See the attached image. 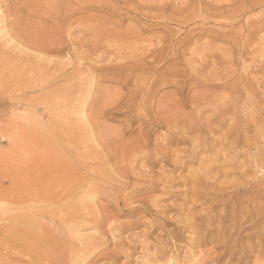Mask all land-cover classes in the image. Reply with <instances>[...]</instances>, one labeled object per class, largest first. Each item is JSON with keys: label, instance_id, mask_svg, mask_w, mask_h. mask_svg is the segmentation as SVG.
I'll list each match as a JSON object with an SVG mask.
<instances>
[{"label": "rangeland", "instance_id": "374dc122", "mask_svg": "<svg viewBox=\"0 0 264 264\" xmlns=\"http://www.w3.org/2000/svg\"><path fill=\"white\" fill-rule=\"evenodd\" d=\"M153 1L156 4L152 9L155 14H159L161 17L173 18V20H169L166 23L168 30L164 23L165 26L163 24L155 25L157 20L162 19L153 17L148 19L138 17V19L135 16L134 18L132 14H127L128 10L124 9L126 13L121 7L120 16L117 15L116 17L111 14L109 16L107 14L109 13L108 11L103 12V14L115 20H120L124 16L122 28L126 32L149 24V30L144 32L142 40L144 42H141L134 50L139 53V57H143L140 53V48L145 47L143 45L145 42L147 47L153 51H158L160 47H164L167 50L165 53L167 57L166 67L169 70L167 71L166 79H161L164 80L163 83L156 78L155 81L154 75L157 74L154 73L155 71H151L149 72L151 74H149L139 70L134 73L135 76L132 75L133 77L129 78L127 71L121 69V66L124 67L123 63L126 65L127 61L122 60L120 58L121 54L116 52L120 46H118L112 36L103 40L100 37L99 40L102 41L100 42L97 40L98 38L96 40H94L95 38L92 39V36H87L82 40L80 39V33H77L71 40L65 38L67 40L63 39L55 42L56 44L61 43L62 49L53 50L52 43L51 49L41 50L42 53L34 52L35 50L27 44L28 41L23 34L24 32L22 33L20 30L19 17L15 11L13 0H0V171L6 167L21 171L26 163H29L31 152L37 153L36 150L40 151L39 148L51 154L53 165L57 159V162H55L57 166H53L52 174L45 177L46 183L36 190H34V187L31 188V178H29V181L21 175L5 174L4 176V174L0 173V186L2 185L7 192L5 199H0V264H264V178L260 180L257 178L260 172L264 171L263 169V171L258 169L259 174L255 177L256 170L250 167L252 173L249 178L253 179L255 183L257 181L261 183L259 189L261 191L259 193L261 194L262 192L263 201L260 203L262 204L260 206L262 209H260V214L258 215L245 214L244 219H247L248 222L244 223L242 227L244 229L241 234V239L245 241L247 234L258 230L257 235L254 233L252 236V243L257 240L258 242L262 241V246L257 248V243H254L255 247L251 248L248 245L243 259V254H238L236 250L235 253L237 254L231 257L226 254L219 261L216 257L223 250L220 240H226L225 237L228 235L222 232L220 225L217 222L211 226L205 223L197 235L191 233L190 229L186 227L191 224L192 216L202 214L204 207L207 208L211 202H216L213 200L204 203L203 199L196 200V198H193L195 195L191 189V176H193L194 169L202 170L208 167L209 177L214 175L218 180L223 179L222 181L225 180L229 183L233 181L232 184L230 183L233 186H230L229 190H231L235 188L236 184L243 181L232 178V175V177L230 175L225 177L222 174L226 172L225 169L229 171L232 165L240 166L242 161L251 163L249 153L243 152V154H239L233 160L232 157H234L236 152L234 153L232 149L221 150L222 152L224 151L223 154L220 151V155L206 158V161L202 162V166L199 165V162L193 164L187 162L183 168L166 165L165 170H160V165L161 163L163 165L164 162H160L158 166L156 165L152 168V166L149 167V164H146L145 157H139L130 169L131 179H128L129 182L125 177H122L117 168L112 166L115 162L109 165L103 164L102 159L109 152L107 149L109 148L108 141L110 138L116 137L119 133L125 131V140H132L137 138L141 131V120L139 121L138 119L144 115L141 105H134V111H136L130 113L127 112V106L124 104L113 105V101H116L123 94L128 95V97L130 95L136 96L141 100L143 97L139 90L152 86L151 95L146 98L148 101L145 99L152 117L156 110L157 102L162 97L164 99H182L185 106H183L184 111L193 112L192 102L190 101H192L191 98L196 91L203 89V81L215 82L219 75L214 73L229 71V75L236 74L237 78V81H230V83H241L239 76L244 74L246 76V84L252 87L256 86L255 88L258 92L248 99L246 98V93L238 94L234 87L233 89H229V87L220 88L216 89L214 93L216 99L220 102H225L238 97V100L245 104V112L241 115H244L247 119H251L259 108L264 107V30L259 31V34L252 35H255V38L253 37L249 42L247 50L242 55L243 58L235 57L234 66L225 62L229 60L227 58L230 55L229 47H231L230 50H234V45L242 43L243 39L250 34L253 29L252 24L264 20L263 0H245V3L244 0H210V2L209 0H188V2L187 0ZM189 1L192 3H189ZM172 2L179 9L182 7L180 13L178 12L177 14V11H174L171 6L173 5ZM194 2L198 3L196 4L197 9H195L196 5ZM200 2L203 4L202 7H200ZM204 2L208 4L213 2L218 5L227 4L233 8V11L227 10L224 16L220 12L216 13V10L213 11L211 8L208 10ZM165 3L170 4V6L162 12L158 6ZM254 3L256 6L253 7ZM191 4L193 5L190 6ZM120 6H130V4L122 3ZM193 6L195 8H190ZM183 9H186L185 11L191 15H186ZM202 9H204V12ZM210 13L220 15L217 20H214L210 17ZM233 16L235 18L232 19ZM178 19L180 22H175ZM203 20H214V23L211 22V24L205 25ZM224 21L227 22L224 23ZM232 21L235 23L232 36V30L230 29L229 35L220 39L212 33L205 32V28L212 31H226L228 29L226 24ZM215 23L219 24L216 25ZM115 26V24L106 25V28L109 29ZM197 26L200 27L197 28ZM194 28L195 30H193ZM191 29L192 32L189 31ZM150 30L153 32H150ZM233 37L236 38L234 39ZM149 38L152 39L150 41L151 44L148 41ZM93 40L94 44L99 42L100 48H97V50H93L90 46L93 44H90ZM169 42H172V45ZM150 57H152L151 54L146 57L149 66L154 69L157 68V63ZM258 59L260 60L258 61ZM108 62L111 65H120V67L117 70L106 69L105 67L110 64ZM206 62L209 64H206ZM203 63L208 66L206 67ZM257 63H261V65ZM171 70L175 71L173 72L174 74L171 73ZM175 73L177 74L175 75ZM167 78L170 80L169 82ZM10 79H17L13 83L14 86H11L13 84L8 82ZM142 80H144L145 84H142ZM174 80H177L178 83L175 84ZM40 82H45L46 85H41L43 88L34 92L33 87L39 86L34 84H39ZM151 82H153V85L156 84L154 85L155 87L150 84ZM158 82L162 84L159 85ZM164 83L166 84L163 85ZM156 86L160 87L157 88ZM10 87L15 88L12 90ZM110 93H114L116 96L114 94L109 96ZM106 97H109V100L104 99L103 101V98ZM28 98H33L34 101L27 100L28 104H26L25 99ZM98 106L101 108L103 115L98 114ZM129 114L133 117L132 123L130 122ZM193 115L197 116L196 112H193ZM211 115L210 109H204L198 113L197 119L204 121ZM97 116L99 119L96 118ZM232 121V119L228 118L226 123L229 124ZM184 124L178 125L174 130L184 132L187 130V123ZM259 124L264 126V119ZM16 129L18 131L15 132ZM200 131L196 129L189 137L195 139L201 134L202 131ZM165 132L167 133L165 127H159L154 132L153 137L165 135ZM242 132L244 135L251 137L257 133L253 130L247 131L245 129ZM232 138L234 139V137L230 139L232 140ZM104 141L105 143H102ZM153 141H156V138L151 139V144L147 151L153 149ZM203 143L204 145L206 144V142ZM34 144L39 147L37 148ZM240 144L239 147H236V150L244 151L243 149L246 146L242 145L244 143ZM174 147L178 150L182 148L188 150L190 147L192 148V145L191 142H183L179 145H174L172 148ZM250 149L254 152L256 149L255 145L252 144ZM202 150L204 152L205 149H201V154L203 153ZM215 150H217L216 147ZM262 150L260 157L263 162L261 164L264 165V148ZM209 154L210 152L207 153V155ZM251 154L253 159V153ZM143 169L151 170L152 172L155 170L154 173L158 174L159 178L164 176V178L169 180L171 178L175 180L173 183H168L167 186H163L162 180H160L158 183L162 184L158 186L157 191H141L140 189L147 184L145 182L147 179H143ZM220 169H223L222 171L224 172L218 175L219 171H221ZM124 181H127V183L125 182L126 184H124ZM25 184L26 186L27 184L28 186L30 185L29 188L28 186L25 187ZM19 190H24V192L22 193ZM252 190L256 191L257 189L253 188ZM21 194V199L25 201L24 203L20 199ZM34 194L35 196H33ZM12 199H15L14 202L17 201V203H12ZM155 200L158 202L157 204L154 202ZM18 201L22 205L18 204ZM252 206L251 210L254 209V212L258 210L257 207L253 206L254 208H252ZM200 211L201 213L199 214ZM108 215L113 216L112 220ZM252 228L253 230H251ZM205 230H211L209 236L210 238L211 236L213 237L212 241L208 239L209 242H207L203 238L202 232H205ZM259 233L260 235L258 236ZM217 235H219L218 239ZM207 236L205 235L204 237L209 238Z\"/></svg>", "mask_w": 264, "mask_h": 264}, {"label": "bare ground", "instance_id": "6f19581e", "mask_svg": "<svg viewBox=\"0 0 264 264\" xmlns=\"http://www.w3.org/2000/svg\"><path fill=\"white\" fill-rule=\"evenodd\" d=\"M254 1H257V0H254ZM187 2H188V0H187ZM209 2H210V0H209ZM122 3L123 4H130V6L122 7V6H120V4H122ZM189 3H192V2L189 1ZM201 3L202 2H200V4ZM204 3L206 4L205 6L208 7L207 8L208 10H209V8H211V9H213V11L216 10V13L220 12V14L224 15V16H225V13L227 10L233 11V8L227 4H224V5H226V6H224L223 3L221 5L220 4L219 5L214 4L213 2L211 4H208L206 2H204ZM244 3H245V0H244ZM256 3L258 4V2H256ZM172 4H173V2H172ZM193 4H191L190 6H192ZM196 4H198V3L196 2L195 5ZM13 5H14L15 11L19 17L20 30L22 31V33L24 32L23 34L25 35V37L27 38V41H28L27 44H29V46L35 50L34 52L37 51V53H38V52H41V50H45V49L49 50V49H51L52 43H53V50L62 49L63 46H61V43L56 44L55 42L59 41V40H63L65 38H69L71 40L73 37H75V34H77V33H80L81 38L80 37L79 38L82 40H84V38L87 36H92L93 37L92 39L95 38L94 40H96L97 38H98L97 40H99L100 37H102V40H103L104 38L112 36L114 38V41L118 43V46H120L116 52L121 54L120 58L122 60L127 61V63H126L127 67H126L125 63H123L124 67L121 66V69L127 71V76L129 78L133 77L132 75H134V73L136 71L140 70V71H145L148 73L151 71H155L154 73H157V74L154 75V79L155 78L159 79V82L163 83V81L166 79L165 77H166V74L168 73L167 71L169 69L167 70V67H166V58L167 57L165 56V53L167 50L164 49V47H160L158 51L157 50L153 51L147 47V44L145 42V43H143V45L145 47L140 48L141 49L140 53L142 54L143 57H139V53H136L134 50L136 48V46L138 47L141 42H144V41H142L143 37H144V32L149 30V24L147 26H143V27L141 26V28H136L134 30L126 32L122 28V24L124 23L123 21L125 19L124 16L121 17L120 20H115L114 18L105 16L103 14V12L108 11L109 12V13H107L108 15L111 14V15H114L117 17V15L120 16V11L122 8L123 10L124 9L128 10V13L126 12V10H124L127 14H129V15L132 14V16L133 17L135 16L136 18L139 17V18L148 19L149 17H153V18H157V19H162V20H157V24L155 23V25H157V26L161 25L163 23L166 24L169 22V20H173V18L161 17L159 14H155L152 11V9L156 6V4L153 0H13ZM202 5L203 4H201L200 7H202ZM169 6H170V4L165 3V4H161V6H158V8L160 11L164 12ZM171 6L174 8L175 12L177 11V14H178V12L180 13V11L182 9L181 6H180L181 9H179V7L176 4H173ZM252 6L253 7L256 6L255 3ZM195 7L193 6L190 8H195V9L198 8L197 5ZM241 8H239V9H241ZM211 9H210V11H211ZM183 10H184V13L186 12V15H189L188 14L189 12L187 13V11H185L186 9H183ZM203 10L204 9H202V11ZM52 11H53V13H51ZM238 12H239V10H238ZM240 12H241V10H240ZM173 13H172V15H173ZM184 13H183V15H184ZM207 13H209V12H207ZM216 13H213V14L210 13L212 16L210 14L209 15L214 20H217V17H219L220 14H216ZM152 14H154V15H152ZM235 16H233L232 19L235 18ZM169 17H171V16H169ZM180 19H182V18H180ZM206 19H208V18H206ZM214 20H209V21L203 20V21H204L205 25H207L209 23L211 24V22H213ZM176 21H179V19L175 20V22ZM226 22L227 21H224V23H226ZM145 23H147V22L145 21ZM192 23H193V21H192ZM113 24H115L116 26L113 28L111 27L109 29L106 28V25L108 26V25H113ZM177 24H179V23H177ZM218 24H216V25H218ZM234 24L235 23L233 21L228 22L226 24V26L228 28L226 31H220V30H213L212 31L210 29L207 30L206 28H205L206 31L205 30L204 31L207 33H212L214 36H216L220 39L221 37H227L229 35V33H230L229 29L232 30L231 31V36H232V33L234 32L233 31ZM52 25H53V29H52ZM167 26L168 25L166 24V27ZM152 27H153V25H152ZM154 27H156V26H154ZM166 27H164V28H166ZM199 27L200 26H197V28H199ZM206 27H208V26H206ZM252 28L253 29L251 30L250 34L247 35L245 37V39H243L242 43H236L234 45V50H230L231 47H229L230 55L227 54L228 57L225 56L229 60H227V61H225L224 59H222V60L230 63L231 66H234L235 62H233V61L236 58H240V57L243 58L242 55L247 50L249 42L255 36V35L254 36H252V35L258 33L259 31L261 32L262 30H264V20H261L259 23H253ZM166 29L168 30V27ZM219 29H221V28H219ZM193 30H195V28ZM151 31L152 30H150V32ZM189 31L192 32V29ZM236 31H238V30H236ZM52 34H53V39H52ZM258 34H257V36H258ZM171 35H172V33H171ZM185 35H186V33H185ZM233 36H235V35H233ZM65 40H67V39H65ZM94 40H93V42H90V44H92V43L93 44L92 45L89 44V45L91 46V48L93 50H97V48H100L98 45L99 42H96L97 44L96 43L94 44ZM151 40H152L151 38L148 39L149 43ZM236 40H238V39H236ZM162 41H164V40H162ZM232 41H233V39H232ZM100 42H102V41H100ZM149 43H148V46H149ZM171 43L169 42V44H171ZM83 45H84V43H83ZM147 48H148V50H147ZM206 48H207V46H206ZM148 54H149V56H150V54L152 55V57H150V58L157 63L156 65H158V67H157L158 70H157V68L154 69V68H151L149 66V63L146 61V57ZM213 54H215V53H213ZM35 58L37 59L38 57H35ZM227 58H225V59H227ZM259 60L260 59H258V61ZM148 61H150V60H148ZM108 63H110V62H108ZM207 63L208 62H206V64ZM257 64L261 65V63H257ZM203 65H205V63H203ZM253 65H255V64H253ZM253 65H252V69H253ZM82 66H80V67H82ZM172 66H173V64H172ZM118 67H120V65H116V64L111 65V63H110L105 68L117 70ZM97 68H98V66H97ZM240 68H242V67H240ZM256 68L259 69L258 67H256ZM121 69H119V70H121ZM173 69H175V68H173ZM98 70H100V69H98ZM173 72H175V71L171 70V73H173ZM236 72H237V70H236ZM169 73H170V71H169ZM178 73H180V72H178ZM149 74H151V73H149ZM176 74L177 73H175V75ZM214 74L219 75V77L215 80V82L209 83V82L203 81L204 82L202 85L203 89L200 91H196L195 94L192 96V98L190 97L192 99V101H190V102H192V110L194 113L196 112L197 116H198V113H200L204 109H210L211 110L212 115L208 119L206 118V120H204V121H200L199 118L197 119V116L193 115V112H185L184 108H183V106H184L183 100L179 99V98H178V100H174V98L173 99H171V98H169V99L165 98L164 99V97L160 98V100H158V102H157L155 112L154 111H153L154 113L151 112V113H153V117H152L151 116L152 114L149 113V109H148V105H147L148 100L146 99L147 97H149V95H151V92H152L151 87L152 86L141 88L139 90V93L143 97V98H141V100H139L138 97L132 96V95H130L129 97H128V95H124V94H123V96H119V98L116 101H113V103H114L113 105L119 106L120 104H124L125 106H127L126 108H127L128 113L134 111V109H135L134 105H136V104L141 105L142 110H143V114H144V115H142V117L138 118L139 121L141 120V122H140V125H141L140 130L141 131H140L138 137L134 138L132 140H125V133H124L125 131L122 133H119L116 137L110 138L108 141V147L109 148L107 149L109 152L105 156L104 159H102V158L101 159L103 161V164L105 163V165H109V164L115 162L114 163L115 165L112 164V166L117 168L119 173L122 175V177H125L128 181V179L129 180L131 179L130 169L133 167L132 166L133 163L139 157H143V158L145 157L146 164H149V167L152 166V168H153V166H156V165L158 166V164L160 162H164L163 165L161 163V165H160L161 169L160 170H165L166 165L167 166L168 165L169 166L174 165V167L183 168L184 165H186L185 163H187V162L192 163V164L199 162L200 163L199 165H201L202 162L206 158H209V157L212 158V157H216L217 155H220L219 153L221 150L225 151V150L232 149L234 151V153L236 152V154H234V157H232L233 160L239 154H243V152L249 153L251 163H248V161H242V164L240 166L232 165V166H230L229 171H227V169H225L226 172H224V171H222L223 169H220L221 171H219V173H218V175H219V174L224 172L222 174V176L227 177L226 175H230V176L232 175L233 176V177L231 176L232 178H235L236 180H242L243 181L242 183L236 184L235 188L231 189V190H229L230 186L233 187L232 185H230L231 182L229 183V182H226L225 180L222 181L223 179L218 180L217 177L214 175L212 177H209L208 176V173H209L208 167H207V169L201 168L202 170H200L198 168H197L198 170L194 169V171H193L194 173L192 174L193 176H191L192 177L191 178L192 179L191 189L193 190L194 195H195V197H193V198H196V200L197 199H200V200L203 199L204 203L209 202V201H213V200H215L216 202H214V203L211 202L210 205L208 204L209 206L207 208L204 207L205 209L203 208L204 210L202 211V214H200L201 213V211H200L199 212L200 215L197 214V216L196 215H194V217L192 216L193 220H192L191 224L186 226L188 229H190L191 233L197 235L201 230L200 228L203 227L202 225H204L205 223H207L211 226L217 222L220 225V229H222V232H225L228 234L225 237L226 240L225 239L220 240L223 250H221L219 252L218 256L216 257L217 260L220 261L222 258H224V256L226 254H228L230 257L237 254V253H235L236 250L238 251V254L239 253L243 254V256H242V259H243L245 249L248 247V245H249V247L252 248V247H255L254 243H257V244L259 243L258 245L256 244L257 248L262 246L261 245L262 241H260V239H259L260 242H258V240H257L256 242L252 243V236L254 233L257 235L258 230H257V232H254L255 231L254 230L252 233L247 234V236L245 235L246 236L245 241H243L241 239V234H242V230L244 229V228L242 229L244 223L248 222L247 219H244L245 214L247 213L248 215H251V216H253V214H255V215L260 214V209H262L260 207L262 204H260V203H261V201H263V198H264V197L262 198V192H261V194L259 193V191H261V190H259L261 183L259 181H257V183H255L253 179L249 178V176L252 173L251 172L252 169L250 170V167H253L254 170H256V176L254 175L255 177H257V174H259L258 169L264 170V165H262L263 162H262V159L260 157V155H261L260 153H262L261 150L264 148L263 147V144H264V126L259 124L264 119V107L259 108L253 114V117L251 119H247L244 115H241L243 112H245V110H244L245 104L244 103L242 104V102L240 100H238V97L234 100H227L225 102L218 101L214 95L216 89L228 88V87H229V89L230 88L233 89V87H234L235 91H237L238 94L239 93H242V94L246 93L247 94L246 98H248V99L252 98V96H254L258 91L255 88L256 86L252 87L251 85L246 84V76H244V74H241L239 76V81H241V83H236V84H233L235 82L230 83V81H235V80L237 81L236 74L235 75L234 74L229 75V71L216 72ZM0 77H1V73H0ZM151 77H152V75H151ZM213 78H214V76H213ZM128 79H127V81H128ZM156 79H155V81H156ZM161 79H164V80H161ZM167 80H168V78H167ZM167 80H166V82H167ZM193 80H194V78H193ZM16 81H17V79H15V80L10 79L8 82L13 84ZM169 81L170 80H168V82ZM153 82H151L150 84H152ZM159 82H158V84H159ZM174 82H175V84L178 83L177 80L176 81L174 80ZM142 84H145L144 80H142ZM161 84H159V85H161ZM165 84L166 83H164L163 85H165ZM199 84H201V83H199ZM34 85H39V86L33 87V91L35 92V91H38V90L43 88V87H41V85H46V84H45V82H40L39 84H34ZM154 85H156V84H154ZM11 86H14V84ZM196 86H198V85H196ZM158 87H160V86H158ZM10 88H12V87H10ZM14 88L15 87H13L12 90ZM159 89H161V88H159ZM157 91H159V90H157ZM180 92L182 93V91H180ZM112 94H114V93H112ZM112 94L110 93V95L109 94L108 95L111 96ZM263 94H264V92H263ZM184 95H186V94H184ZM114 96H116V94H114ZM183 96H182V98H183ZM239 97H241V95H239ZM104 99L109 100V97L103 98V101H104ZM27 100L34 101L33 98L25 99L26 104H28ZM153 101H155V100H153ZM143 106H144L145 110L143 109ZM40 108H43V107H40ZM107 108H109V107H107ZM126 108H124V109H126ZM152 108H153V106H152ZM98 109L100 112L99 113L97 110L98 114L103 115L101 108L99 107ZM104 111H105V109H104ZM93 112H95V111H93ZM105 113H107V112H105ZM134 114H133V116L135 118ZM193 116H195V117H193ZM129 117H130L129 119H131L130 122L133 121V117H131V115ZM96 118H98V116ZM228 118L230 120L231 119L233 120L232 123H229V124L226 123V120ZM184 123H187L186 124L187 130H185L184 132H182V131L179 132V131L174 130L175 127H177L180 124H184ZM50 127H51V125H50ZM159 127H165L167 129L168 134L165 132V135H161V136L156 135L155 137H153L154 132L156 131L157 128L159 129ZM17 129H18V127H17ZM17 129L15 130V132L18 131ZM25 129H26V127H25ZM196 129L201 130L202 132L200 131L201 134H199L197 137H195V139H192V137H189V135H191ZM244 129L247 131L253 130L257 133L252 137L249 135H246V134L244 135V133L242 132V130H244ZM23 130H24V128H23ZM222 131H224V132H222ZM21 133H23V132L21 131ZM26 133H27V131H26ZM152 137L156 138V141H153L154 147L152 150L150 149V151H147L149 149L148 148L149 145L151 144V139H153ZM231 137H234V139L232 138V140H231L230 139ZM159 139H161V141H159ZM210 139H213V140H210ZM38 141L40 142L39 139H38ZM38 141H37V143H38ZM105 141L102 143H105ZM183 142L184 143L191 142L192 148L190 147L188 150H184L183 148L182 149L179 148L180 150L176 149L175 147L172 148L174 145H179ZM203 142H206V144L204 145ZM35 143H36V141H35ZM240 143H244L242 145L246 146V148L244 147L245 149H243L244 151L236 150V147H239V145H241ZM252 144L255 145V148H256L254 152L250 149ZM235 145H237V146H235ZM104 146H106V145H104ZM215 147L217 148V150H215ZM39 149H40V151L36 150L37 153L31 152V154L29 156V161H28L29 163L28 164L26 163V165L24 166V168L21 171L12 170V169H9L8 167H6V168H4V170H1L0 173L4 174V176H5V174H12V175H16V176L21 175L25 179H28V180H29V178H31L32 181L29 180L31 182V185H32L31 188L34 187V190L38 189V187H40L41 185L46 183L45 177H47L49 174H52L51 172H52L53 166L54 165L57 166L55 163V162H57L56 161L57 159L55 160V162L53 161L54 162V165H53L52 159H51V154L47 153L46 151L41 150V148H39ZM201 149H205L204 152L202 150V152L205 153V155H203V153L201 154V152H200ZM206 152L207 153L210 152V154L207 155ZM223 152H222V154H223ZM54 153H56V152H54ZM251 153H253V156H254L253 159H252ZM262 156H263V154H262ZM58 157H59V155H58ZM261 162H262V164H261ZM62 167H63V165H62ZM142 167L144 168L143 165H142ZM199 168H200V166H199ZM171 169H173V168H171ZM154 172H155V170L153 172L151 170H144L143 179L144 180L147 179V181H145L147 184L144 183L146 185L140 189L141 191H143V190L157 191L158 186H160V184L163 183V186H167L168 183H173L175 180V179L171 178L172 177L171 175H170L171 180L164 178L163 174H161V173L160 174L163 176V178H159L158 174H155ZM69 173H72V172H69ZM3 178H6V177H3ZM257 178L259 180L264 178V171L260 172V174ZM189 179H190V177H189ZM160 180H162V183L159 184L158 182ZM127 181H124L123 183L126 184ZM186 181H188V180H186ZM1 182H2V180H1ZM82 182H80V183H82ZM27 183L29 184V182H27ZM232 183H233V181H232ZM28 184H27V186H28ZM77 185H78V183H77ZM27 186L25 184V187H27ZM29 186H28V188H29ZM22 187H23V185H22ZM253 188H255L257 190L254 191V190H252ZM24 189H26V188H24ZM166 189H167V187H166ZM191 189H190V191H191ZM19 191L20 192L22 191V193L24 192V190H19ZM32 191H33V189H32ZM255 192H256V194H255ZM18 194H20V193H18ZM6 195H7V192H6L5 188L1 185L0 186V199H5ZM33 196H35V194ZM21 197H22V194L20 195V199H21ZM28 199H29V197H28ZM14 200L15 199H12V203L16 204L17 201L14 202ZM151 201H153V200H151ZM22 202L24 203L25 201L22 200ZM154 202L156 204L158 203V202H156V200ZM18 204H21V203L19 202ZM252 205L257 207L258 210L256 209L257 211H255V212L253 211L254 209L251 210ZM253 206H252V208H254ZM128 212H132V211H128ZM158 215H159V213H158ZM108 217L111 219L113 216L111 217L108 215ZM249 220H251V218H249ZM255 228H256V226H255ZM261 228H262V225H261ZM251 230H253V228ZM210 231L211 230H205V232L204 231L202 232L203 238L207 242H209L208 239L211 241L213 239L212 236H211V238L209 236ZM207 234H208V236H207ZM263 234H264V230H263ZM205 235L209 238L204 237ZM259 235H260V233L258 234V236ZM262 236H260V237H262ZM191 237H192V235H191ZM233 237H236V238H233ZM218 238H219V235H217V239Z\"/></svg>", "mask_w": 264, "mask_h": 264}]
</instances>
